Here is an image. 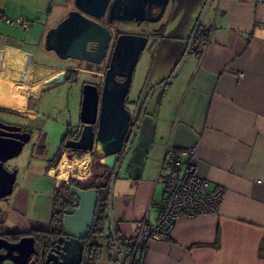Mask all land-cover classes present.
Masks as SVG:
<instances>
[{
    "label": "crops",
    "instance_id": "1",
    "mask_svg": "<svg viewBox=\"0 0 264 264\" xmlns=\"http://www.w3.org/2000/svg\"><path fill=\"white\" fill-rule=\"evenodd\" d=\"M48 4L50 0H0V19L10 24L9 18L10 26L27 32L30 15L44 13ZM170 4L174 10L187 8L184 35L189 37L204 0H171ZM59 9L54 27L71 8L60 5ZM207 15L206 41L196 45L189 76L176 90L166 92L167 104L158 112L164 131L152 158L157 170L168 151L195 147L199 175L213 187H223L226 195L218 212L182 217L168 237L150 240L138 253L140 264H264V0H214ZM5 41L0 44V110L21 115L31 128L46 131L42 93L46 81L59 70L31 66L28 55L36 58L34 52L19 39ZM7 67L11 73L20 70L24 78L25 71L31 70L40 90L27 92L23 85H13L12 75L3 73ZM57 148H43L40 165L23 168L21 183L8 203V214L25 226L31 222L46 226L51 221L56 180L46 162ZM79 159L68 160L75 163L84 158ZM91 160L86 170H70L72 175L92 176ZM57 180L59 184L61 179ZM116 183L118 235L132 245V251L140 224L157 220L164 195L152 212L155 179L145 182L123 176ZM104 244L97 264H119V249L113 251L106 238Z\"/></svg>",
    "mask_w": 264,
    "mask_h": 264
},
{
    "label": "water",
    "instance_id": "2",
    "mask_svg": "<svg viewBox=\"0 0 264 264\" xmlns=\"http://www.w3.org/2000/svg\"><path fill=\"white\" fill-rule=\"evenodd\" d=\"M169 2L170 0H75L76 9L71 10L49 33L47 37L48 49L54 50L63 59L82 58L100 63L106 57L111 34L109 28L100 24L97 19L107 14L110 23L114 21L154 22L161 19ZM213 2L214 0H208L204 5L189 38L188 47L174 72L147 95L141 108L139 121L125 150L123 147L132 116L126 105V97L134 69L141 53L147 46L148 36L121 34L112 54L102 91L92 83H86L83 86L79 125L81 132L77 140H68L66 146L86 153L99 152L102 156L101 162L113 171L110 184L107 182L99 187H109L108 220L113 247L118 248L121 253L119 264L126 263L125 246L132 247L125 238V242L118 240L119 230L114 212V190L119 171L137 136L154 94L173 82L190 55L195 51L197 35L203 27L204 19ZM154 7L160 9L157 15L152 12ZM89 42H97L99 48L96 51H89L87 49ZM28 56L30 58V55ZM64 75V73H60L55 78L47 80L46 84L53 80L62 82ZM117 75L125 77V80L122 83L118 82ZM0 129L15 131L19 128L0 123ZM7 135L15 136V138L8 139ZM29 141V133L22 135L6 131L0 133V199L13 194L18 176V169L11 171L6 167V163L19 156ZM99 187L92 189H83L77 185L70 187V193L78 199V206L64 211L63 227L66 236L61 238L57 247L46 254L44 264H82L85 254L84 240L95 222L100 196ZM39 256L40 251L36 248V240L33 236H25L17 242L0 237V264L6 260L13 264H40L33 258Z\"/></svg>",
    "mask_w": 264,
    "mask_h": 264
},
{
    "label": "rangeland",
    "instance_id": "3",
    "mask_svg": "<svg viewBox=\"0 0 264 264\" xmlns=\"http://www.w3.org/2000/svg\"><path fill=\"white\" fill-rule=\"evenodd\" d=\"M207 1L208 0H204V5ZM60 5L71 9L75 8L74 0H50V4L46 5V11L44 13L34 16L30 15L29 20L31 23L29 24L27 32L23 29H18L17 26L12 27L10 24H7L0 19V44H4L5 38L19 39V41L23 43V47L36 54L39 63L56 67L58 70L63 69L68 65H78V62L75 59H61L55 52L49 50L47 46V37L49 33L54 30L56 17L59 18L62 12L59 9ZM203 7L200 9L199 16ZM186 9L187 8L174 10L172 4H170L166 8L161 19L158 21H144L142 23L126 22L121 24L123 30L135 33L134 35H146L149 38L147 46L141 53L135 68L130 94L126 101V105L132 113L133 122H136L149 91L154 86L164 82L174 72L188 47L189 38L197 24L199 16L192 27L189 37H185L184 34L188 32V28L185 26V16L188 14L186 13ZM70 11H68V13ZM208 15H206L202 25L204 31L207 23L209 24L210 21L207 20ZM194 60L195 52L190 55L186 64L173 82L167 87L159 89L154 94L144 120L139 127L135 141L133 142L119 171V179L123 176L131 178L140 177L141 180L145 182L155 179V186L152 194V202L154 204L150 209L152 212L155 211V205L161 201L167 190L168 183L165 175L169 173L168 168L164 169L162 173H159L160 166L156 170L157 163H154V159L152 158L153 151H155V145H157L159 141L160 134L164 131L160 120H158V112L163 111L164 106L167 104L166 92L169 93L171 89L176 90L179 83H181L185 77L189 76L190 73H188V70ZM86 65L91 68L94 66L92 63H87ZM13 69L15 72V68ZM30 71H25V78L20 70L19 72L11 73L10 68L8 67L3 73L12 75L14 80L13 85H23L25 91L28 92L29 90H33L37 92L40 90L41 85H36V82H32L33 76ZM21 78L24 80L20 81ZM78 78L79 81H77V79L74 82L69 81V79H64L62 82H55L48 88L45 83L44 87L47 89L42 93L45 97L41 102V115L44 116L42 119L46 121L48 128L47 132L44 134L42 131L35 129L33 131L34 137L32 141L26 144L22 153L6 163L8 169H20V171H18L19 173L14 192L16 187L21 183L23 168H27L28 166L32 168L30 165L31 163L38 164V166L40 165V154H42V151L39 150V148L43 146H49V149L54 148L59 145V140L64 136L69 127L73 128L80 125V110L84 82H98L100 78L99 76L90 73H80ZM174 98L175 96L172 99ZM175 100L176 98L170 102V106L175 103ZM6 118L11 119V116ZM12 119L14 120L15 118ZM19 121L24 123L22 120ZM160 174L163 175L161 178L159 177ZM78 179L85 180L82 179V177ZM119 179H117V182ZM119 195L120 193L117 192L116 183L114 190V211L116 199ZM11 197L12 195L0 199V222L3 223L5 228V230L3 229V232L7 230L28 231L33 225L32 222L30 223L31 226H25L24 223L17 221L13 215L11 216L8 214L7 208ZM33 226L43 227L45 225ZM107 232H109V225ZM111 249L117 251L114 247ZM3 264H12V262L6 260Z\"/></svg>",
    "mask_w": 264,
    "mask_h": 264
},
{
    "label": "flooded vegetation",
    "instance_id": "4",
    "mask_svg": "<svg viewBox=\"0 0 264 264\" xmlns=\"http://www.w3.org/2000/svg\"><path fill=\"white\" fill-rule=\"evenodd\" d=\"M171 1V0H170ZM75 2V0H74ZM170 3V2H169ZM76 9L73 8L71 10H74ZM152 12L154 15H157L159 12H160V9L158 8H153L152 9ZM97 21L102 24L103 26L109 28L110 30V34H111V38H110V41H109V46L107 48V51H106V57L104 59H102V61L100 63H94L92 62L91 60H85V59H82V58H79V59H75L77 62H78V65H68L66 67H64L63 69H60L58 74L53 76L52 78L50 79H53L55 78L56 76H58L60 73H64V79H69V81H79V74L80 73H90V74H94L96 76H99L100 80L97 82V81H85L84 82V85L86 83H92V84H95L98 86L99 90L102 91L103 89V86L105 84V79H106V73H107V70L110 66V62H111V58H112V54L115 50V47H116V44H117V40H118V37L121 35V34H135V33H132V32H128V31H125L123 30V28L121 27V24H124L126 22H121V21H114L112 23H110L108 21V16L107 14L99 19H97ZM134 23H138V22H135L133 21ZM48 46V45H47ZM99 48V44L97 42H89L87 44V49L89 51H96L97 49ZM53 52H55L54 50H51ZM56 53V52H55ZM57 54V53H56ZM58 57H60L58 54H57ZM61 58V57H60ZM63 59V58H61ZM69 59V58H67ZM74 59V58H72ZM38 58H32L30 56L29 58V64L32 66H38V65H44L39 63L38 62ZM65 60V59H63ZM87 63H92L94 64V66L89 67L87 66L86 64ZM28 64V65H29ZM44 66H47L49 68H56V67H53V66H49V65H44ZM100 68V69H99ZM136 68V67H135ZM57 69V68H56ZM135 71V69H134ZM133 75H134V72H133ZM48 79V80H50ZM63 79V80H64ZM24 80V79H22ZM116 80L120 83H122L124 80H125V77H122L120 75H117L116 76ZM34 81V78L32 80V82ZM57 83L59 82L58 80H53L51 83L47 84V88L52 84V83ZM132 82H133V76H132ZM132 82L130 84V87H129V90H128V93H127V97H126V101L128 100V95L130 94V90H131V86H132ZM161 84V83H160ZM83 85V86H84ZM159 85V84H158ZM156 85V86H158ZM154 86V87H156ZM153 87V88H154ZM45 88V90L47 89ZM152 88V89H153ZM151 89V90H152ZM151 90L149 91V93L151 92ZM83 92V90H82ZM148 93V94H149ZM142 108V107H141ZM141 113V111H140ZM140 113L138 115V118L136 120V122H133L132 120V116H131V120H130V129H129V132L127 133V136H126V140H125V143H124V147H123V150L127 147L128 143H129V140L131 138V135H132V132L135 128V126L137 125L138 121H139V118H140ZM132 114V113H131ZM11 116V119H7L6 117H9ZM12 118H15L14 120ZM22 116L21 115H18V114H15V113H12V112H9V111H5V110H0V123H3V124H6V125H13V126H16L18 127L19 129H16L15 131H8V130H5V129H0V133L2 131H6L8 133H12V134H15V135H22V134H30V141L27 142L26 144L30 143L34 137V128H31L27 123L26 121L22 120ZM18 119V120H17ZM19 120H22L24 123H22L21 121ZM26 123V124H25ZM141 126V125H140ZM40 131V130H38ZM44 134H46L47 130L46 131H42ZM80 132H81V128L79 126H76V127H73V128H68L66 133L64 134V136L62 137L61 141L59 142V145H58V148H57V151L53 154V156L48 159V161L46 162L47 163V171H50V170H54V174H53V177L55 178L56 180V189H55V198H54V205H55V199L58 198L60 199V203L62 198H60L59 196V193L61 191H64L67 187H69V190H70V187L72 185H77L80 181H89L92 179L93 177V173H92V166H93V163H94V160L96 158H99L101 159L102 156L101 154H99V152L97 151H93V152H84V151H81V150H75V149H71V148H68L66 146V143L68 140H77L79 138V135H80ZM138 133V132H137ZM6 137V136H5ZM8 139H12L15 138V136H11V135H7ZM135 141V140H134ZM25 144V146H26ZM36 145V144H35ZM24 146V147H25ZM48 146H43L41 148H39V150H43V148H47ZM90 158H92L91 160V173H92V176H89V178L85 179V180H79L78 177H75L72 175V171L69 172V175L66 179H63V180H60L59 181V184H57L58 180H57V177L59 178V174L61 172V169H60V163L62 162V160L64 158H68L69 160L73 159L74 157L76 158H85V156H88ZM59 159V160H58ZM79 159V160H80ZM10 161V160H9ZM7 161V162H9ZM59 167V168H58ZM88 167V166H87ZM58 168V169H57ZM15 169H18V171H20L19 168H13V169H9L11 171L15 170ZM113 175V171L111 172H108L106 171L105 174L107 175V179L105 180V182L103 183H100V185L104 184V183H109L110 184V181H111V178L112 176L110 177V175ZM110 177V178H109ZM78 186V185H77ZM101 188V187H99ZM99 188H98V191H99ZM106 188H109V187H106ZM68 190V191H69ZM70 192V191H69ZM59 196V197H58ZM76 207V206H75ZM73 207V208H75ZM53 215H54V207H53V211H52V218H51V221L48 225L46 226H43V227H37L35 226V228H31L29 229L28 231H5L3 232V229L5 230L4 226H3V223L0 222V237L2 238H5L11 242H17L19 241L21 238L25 237V236H32L30 235L33 231H39V230H53L54 229V226L52 225V219H53ZM23 218H25L23 216ZM13 233H24V235H21L18 239H14V237L12 236ZM105 238V237H104ZM36 248L40 251V256L39 257H33L34 259H36L40 264H44L45 263V259H46V254L48 252H45L44 248L42 247L41 249L38 248L37 244H36ZM3 252H5V250H3Z\"/></svg>",
    "mask_w": 264,
    "mask_h": 264
},
{
    "label": "built area",
    "instance_id": "5",
    "mask_svg": "<svg viewBox=\"0 0 264 264\" xmlns=\"http://www.w3.org/2000/svg\"><path fill=\"white\" fill-rule=\"evenodd\" d=\"M6 20L10 24L13 22L9 18ZM195 154L196 148L191 147L171 150L165 155L160 173L169 169V173L165 175L168 187L157 220L154 223L144 220L140 224L134 238L130 264H140L142 257L138 253H143L146 244L152 239L168 237L175 223L182 217L196 218L219 211L226 190L223 187H213L211 181L199 175L194 163ZM162 176L159 175L160 178Z\"/></svg>",
    "mask_w": 264,
    "mask_h": 264
},
{
    "label": "trees",
    "instance_id": "6",
    "mask_svg": "<svg viewBox=\"0 0 264 264\" xmlns=\"http://www.w3.org/2000/svg\"><path fill=\"white\" fill-rule=\"evenodd\" d=\"M160 34V33H159ZM206 32L201 28L197 35L196 45H201L206 41ZM196 49V48H195ZM125 150V149H124ZM112 172V170L105 166L101 159L96 158L94 160L92 166L93 177L91 180L80 181L77 185L83 189H92L100 186V183L105 182L108 178L105 172ZM112 176V173L110 177ZM109 177V178H110ZM69 187H67L64 191L59 193L60 198H62L60 203V199H55L54 205V215L52 219V225L54 226L53 230H39L33 231L30 235H32L39 249L44 248L45 252H50L53 248L59 245V242L62 237H65V231L63 227V220L65 216V210L68 208H73L78 206V199L76 196L72 195L69 191ZM99 203L96 211L95 222L93 226L90 228V233L87 238L84 240L85 245V254L82 264H97L100 260L103 251H104V240L107 239L108 246H113L112 236L110 232L106 234L107 228L109 225L108 220V188H99ZM58 196V197H59ZM24 233H13L12 236L14 239H18ZM105 237V238H104ZM118 240L125 242V239L118 236ZM125 246V245H124ZM131 247L125 246V251L127 255V260L125 264H129L131 260Z\"/></svg>",
    "mask_w": 264,
    "mask_h": 264
},
{
    "label": "bare ground",
    "instance_id": "7",
    "mask_svg": "<svg viewBox=\"0 0 264 264\" xmlns=\"http://www.w3.org/2000/svg\"><path fill=\"white\" fill-rule=\"evenodd\" d=\"M89 160H90L89 155L86 156L82 161L75 163L69 161L67 158H64L61 163L62 172L60 173L59 178L61 180L66 179L69 175L70 170L74 169L75 167L79 168L80 170H86Z\"/></svg>",
    "mask_w": 264,
    "mask_h": 264
}]
</instances>
